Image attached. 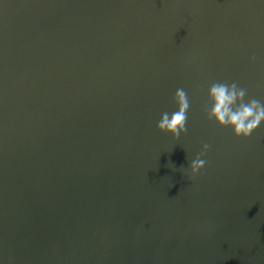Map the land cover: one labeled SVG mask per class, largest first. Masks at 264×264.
Listing matches in <instances>:
<instances>
[{
  "label": "water",
  "instance_id": "95a60500",
  "mask_svg": "<svg viewBox=\"0 0 264 264\" xmlns=\"http://www.w3.org/2000/svg\"><path fill=\"white\" fill-rule=\"evenodd\" d=\"M217 81L264 103V0H0V264H264V122Z\"/></svg>",
  "mask_w": 264,
  "mask_h": 264
},
{
  "label": "clouds",
  "instance_id": "9594fccd",
  "mask_svg": "<svg viewBox=\"0 0 264 264\" xmlns=\"http://www.w3.org/2000/svg\"><path fill=\"white\" fill-rule=\"evenodd\" d=\"M250 59L255 61V55ZM207 94L211 102L210 108L207 105L204 108L207 119L214 120L220 127L231 128L237 138H249L264 122V103L254 97L246 100L248 90L236 82H213ZM173 100L178 110L171 114L163 112L156 127L159 132L179 139L187 131L186 124L191 105L188 92L183 87L177 88ZM210 147L208 143L202 144L200 153L191 160L189 164L191 178H195L205 168L207 161L203 157Z\"/></svg>",
  "mask_w": 264,
  "mask_h": 264
}]
</instances>
